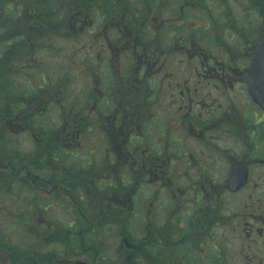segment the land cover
<instances>
[{"label": "flooded vegetation", "instance_id": "flooded-vegetation-1", "mask_svg": "<svg viewBox=\"0 0 264 264\" xmlns=\"http://www.w3.org/2000/svg\"><path fill=\"white\" fill-rule=\"evenodd\" d=\"M201 1L0 0V142L11 133L7 147L18 152L0 144V264H124L137 250L140 264H185L191 253L194 264H264V110L247 92L264 0L239 1L237 18L233 0L208 15ZM60 39L86 48L78 73L47 72L45 82L36 72L38 95L9 86L13 61L51 59ZM76 75L81 92L66 94ZM87 144L99 150L83 156ZM62 149L78 167L51 159ZM182 194L191 197L184 210ZM81 202L95 220L96 210L126 217L142 207L144 243H113L128 254L116 261L107 257L113 241L93 243L97 255L84 243L70 253L67 243L20 238L75 225L68 216L83 215Z\"/></svg>", "mask_w": 264, "mask_h": 264}, {"label": "trees", "instance_id": "trees-1", "mask_svg": "<svg viewBox=\"0 0 264 264\" xmlns=\"http://www.w3.org/2000/svg\"><path fill=\"white\" fill-rule=\"evenodd\" d=\"M182 1V0H180ZM237 3H240L239 1L242 0H234ZM203 7V5H201ZM186 8H184L185 10ZM190 10V8H188ZM36 56H34V60L29 61L28 63L24 62H14L11 63L10 66L13 67L16 76L13 80V82H10L13 85H9L16 88L17 91L20 94L27 95L28 93L27 88L34 89L36 94H40L43 88L42 81L39 85L38 81H36V84L29 80L27 77L33 76L36 78L39 74H35V71H43L46 72V69H44L45 63H42L41 61H38L35 59ZM43 64V66H40ZM30 66V68H29ZM11 67V68H12ZM29 68V69H28ZM7 69V67H5ZM21 69V70H19ZM30 75V76H29ZM17 92V93H18ZM32 93V92H31ZM0 144L4 145L3 148L7 151L11 150L10 148L5 146V142ZM1 151V150H0ZM12 154H17L16 151H10ZM38 150L35 148L34 155H31V159L34 158L36 154H38ZM52 158L53 160H56L58 162H61L62 164H65V167L68 169H71L73 167H78L79 163H77V160L79 161L81 158L75 159L73 157L72 153H68L65 150H58V151H52ZM20 158H26L25 155L20 154ZM40 159V158H39ZM78 164V165H77ZM80 208L82 210L83 215L80 214H74V216H68V218H72L74 220L75 225L73 226H64L62 223V226L53 227L50 229L49 232L44 231H37L33 230L27 233L21 232L20 238H22V241L24 243H67L68 250L75 251L80 249V243H84V248L87 249L89 246H91L94 249V252L97 253V255L101 254V248L93 243H96L97 241H113L112 243H122L125 246L132 245L134 247H137L139 249L144 243L145 240V234L141 231V226L143 225V218L145 219V213L142 207L139 206L138 210L134 213L128 214L126 217H119V215L114 216H107L104 214V210H96L98 213L97 220L95 216L91 214V210H89L88 205L86 202L80 203ZM23 219L24 217H20ZM110 218H114V222L112 220H109ZM20 219V220H21ZM22 221V220H21ZM156 222H154L155 228ZM151 228V229H152ZM182 231H179V238H181ZM212 244V243H211ZM179 246L184 247V243H180ZM135 249V248H134ZM131 251V250H129ZM214 251H212L211 258L214 260ZM217 252V251H215ZM132 253L130 256L124 261V264H140L142 262V256L140 254V251L137 250V252H129ZM182 256L183 254L180 253ZM185 264H188L191 261V264L195 262V256L193 253H191V259L187 258L186 255H183Z\"/></svg>", "mask_w": 264, "mask_h": 264}, {"label": "rangeland", "instance_id": "rangeland-1", "mask_svg": "<svg viewBox=\"0 0 264 264\" xmlns=\"http://www.w3.org/2000/svg\"><path fill=\"white\" fill-rule=\"evenodd\" d=\"M3 1L6 2V0H3ZM15 1L19 2V0H15ZM231 3L233 5L231 6V10L229 9V14L228 15L229 16L232 15V16L237 18V16H239V13L242 10H241L239 5H236V2L234 0L231 1ZM201 5H203V9L205 11L202 15H208L209 11L216 12L217 11V6L219 8L218 0H215V2H212L211 0H203V1H201ZM53 11H55V9ZM183 14L184 15H188L189 14V10L188 11H187V9L183 10ZM202 20L208 21L207 18H203ZM196 21L197 20H195L194 22H196ZM39 31H44V29H42V26H40ZM73 34H75V33H73ZM73 34H72V36H70L71 38L68 37L67 39L71 40V39L76 38ZM55 46L58 49V53L53 58L49 59L47 56L43 55V53L40 54V55L38 54L35 57V59H37L38 61H41L42 63H45L44 69H46V71L48 70L47 72H50L51 74H53L55 71H56L55 73H57L60 70L61 73H66V74H68V73H78L82 69V65H84V63L87 62V58H86L87 55L85 56V51L82 50V49H86V48L81 47V45H78L75 42L65 41V40H61L60 39V40H56L55 41ZM64 50H68V51H64ZM40 66H43V64H41ZM29 68H30V66H29ZM19 70H21V69H19ZM9 72H12L13 74L15 73L13 67L12 68L10 67L9 70H5L3 72V77L12 76L13 75V74H10ZM35 72H37V71H35ZM38 73L42 74L41 71L38 72ZM1 75H2V73H1ZM49 75L50 74L44 72L43 75H42V79L45 82L47 80H49V81L51 80L52 81V79H54V77L49 76ZM72 79L73 80H70V78H69V82L67 81V84L65 85V87L67 86L65 93L67 94V93H69L71 91H74L76 94H79V92H81L80 90H82V88H83L84 82H83L82 78L80 76H78V75L73 76ZM35 81H38L39 85L41 84L40 81H42V80L40 78V75L36 76ZM3 132H5V130H3L1 133H3ZM19 139L21 141L22 137L19 138ZM80 141H81V138H80ZM4 142L6 143V145H8V144L12 145V134L11 133L4 135ZM29 148L30 147L21 144V149L24 152H28ZM84 149L85 150L82 149V154H84L83 156H86L85 155L86 152L98 151L99 147L95 148L91 144H87ZM0 158H2V157H0ZM182 198L179 199V202H180L179 203V206H180L179 208L181 210H184V209H182V207H184V206H181V205H183V204H189L190 205L191 204V197H190L189 194H182ZM54 207L56 209L59 208L58 206H54ZM181 210L176 209V213L179 212V211L181 213H185L186 212V211H181ZM65 211H66V207H64L62 213H65ZM58 212L54 211V213H56V214ZM54 216L61 219V217H59L57 215H54ZM67 221L69 222L68 218H67ZM187 233L189 234V229L187 230L186 234ZM186 234H185V237H187V235H188V234L187 235ZM189 239L191 240V238H187V240H189ZM106 244L107 245L110 244V246L112 247L110 250H108V253H107V257L108 258L115 259L116 261H120V260L126 259L128 257V254L127 253H123L122 249L120 247H118V246H115V244H113V243H106ZM213 244L217 245V247H215V248L219 249V254H221V252H224V255L228 256L232 252V249H229L225 243H222V244L213 243ZM213 244L211 245L212 247H213ZM213 254L216 255V256L219 255L215 251L213 252ZM232 254H233V252H232ZM212 261H214V260L212 259Z\"/></svg>", "mask_w": 264, "mask_h": 264}, {"label": "water", "instance_id": "water-1", "mask_svg": "<svg viewBox=\"0 0 264 264\" xmlns=\"http://www.w3.org/2000/svg\"><path fill=\"white\" fill-rule=\"evenodd\" d=\"M247 92L252 102L264 110V40L247 70Z\"/></svg>", "mask_w": 264, "mask_h": 264}]
</instances>
